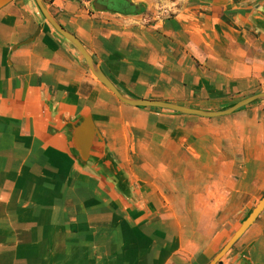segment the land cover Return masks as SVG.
I'll return each mask as SVG.
<instances>
[{
	"label": "crops",
	"instance_id": "1",
	"mask_svg": "<svg viewBox=\"0 0 264 264\" xmlns=\"http://www.w3.org/2000/svg\"><path fill=\"white\" fill-rule=\"evenodd\" d=\"M211 2L169 20L47 6L123 93L216 109L264 91V0ZM84 117L99 136L81 166ZM263 197L264 101L218 118L125 105L33 0L0 10V264H264V211L215 262Z\"/></svg>",
	"mask_w": 264,
	"mask_h": 264
},
{
	"label": "water",
	"instance_id": "2",
	"mask_svg": "<svg viewBox=\"0 0 264 264\" xmlns=\"http://www.w3.org/2000/svg\"><path fill=\"white\" fill-rule=\"evenodd\" d=\"M15 0H0V10L14 2ZM37 9L41 13L45 22L48 26L53 30V32L68 42L81 56L85 67L89 71V73L96 78L102 85H104L112 94L123 104L139 108V109H158L170 111L173 113L181 114V115H189V116H198L203 118H218L223 116L232 115L248 106L256 104L258 102L264 101V91L253 94L249 97L238 100L232 104H229L222 108L216 109H199L190 106L181 105L174 102L162 101V100H150V99H142L129 96L123 93L104 73L100 64L95 60V58L91 55L85 45L80 41V39L74 35L73 33L66 30L52 15L49 9L44 4L43 0H33ZM131 4L134 6L136 4L133 3L132 0H129ZM96 9L107 10L108 6L99 5L96 1L93 3ZM40 33L38 29L34 36L25 42L21 43V45H27L32 42ZM99 136V132L95 127L92 119L90 117L81 118L78 123H75L74 131H73V153L76 157L77 161L81 166H86L90 159L94 157L92 155L93 151V142L96 137ZM111 160H107L105 164L113 167L112 173L117 178V181L123 183L124 176L122 172L117 171L113 165ZM104 164V165H105ZM264 211V197L257 203L255 208L251 211L248 217L241 223L239 228L234 232L228 242L224 245L222 250L215 258V262H219L232 248L233 246L240 240V238L246 233V231L255 223L261 213Z\"/></svg>",
	"mask_w": 264,
	"mask_h": 264
},
{
	"label": "rangeland",
	"instance_id": "3",
	"mask_svg": "<svg viewBox=\"0 0 264 264\" xmlns=\"http://www.w3.org/2000/svg\"><path fill=\"white\" fill-rule=\"evenodd\" d=\"M44 1V0H43ZM116 2V6L122 7V9H128L133 7H140L143 6L144 9L139 15H124L121 13L113 12L111 6H108V9L105 11H108L113 14H120L124 16H153V17H159L163 19H173L175 17H180L182 15H186L190 9H193L194 7H199L200 9L205 8L206 6H209L210 4H214L211 2V0H132L135 6L129 2V0H114ZM96 2L101 5L99 0H96ZM48 2L44 1V4L47 6ZM216 6L213 5V8ZM93 10L95 11H104L101 9H96L95 6H93ZM214 17L220 18L224 23L227 21L225 17V13L223 11V8H221L220 11L213 13ZM258 93V92H257ZM256 94V93H255Z\"/></svg>",
	"mask_w": 264,
	"mask_h": 264
},
{
	"label": "trees",
	"instance_id": "4",
	"mask_svg": "<svg viewBox=\"0 0 264 264\" xmlns=\"http://www.w3.org/2000/svg\"><path fill=\"white\" fill-rule=\"evenodd\" d=\"M44 1L48 2V3H51L54 0H44ZM111 8L113 9L112 10L113 12L121 13V14H124V15H139L144 9L143 6H140V7H133L132 6L131 9L130 8L122 9V7H118V6H116V7L111 6Z\"/></svg>",
	"mask_w": 264,
	"mask_h": 264
},
{
	"label": "built area",
	"instance_id": "5",
	"mask_svg": "<svg viewBox=\"0 0 264 264\" xmlns=\"http://www.w3.org/2000/svg\"><path fill=\"white\" fill-rule=\"evenodd\" d=\"M73 1L79 2L80 4L87 7H91L92 3L94 2V0H73Z\"/></svg>",
	"mask_w": 264,
	"mask_h": 264
},
{
	"label": "flooded vegetation",
	"instance_id": "6",
	"mask_svg": "<svg viewBox=\"0 0 264 264\" xmlns=\"http://www.w3.org/2000/svg\"><path fill=\"white\" fill-rule=\"evenodd\" d=\"M99 2L103 5H107V6H113L116 7V2L114 0H99Z\"/></svg>",
	"mask_w": 264,
	"mask_h": 264
}]
</instances>
